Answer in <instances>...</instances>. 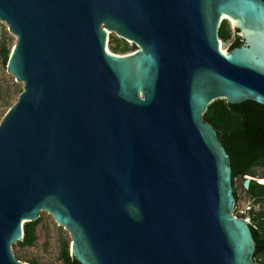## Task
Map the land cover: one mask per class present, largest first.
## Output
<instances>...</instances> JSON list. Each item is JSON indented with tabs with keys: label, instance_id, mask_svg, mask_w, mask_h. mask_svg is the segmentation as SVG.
Wrapping results in <instances>:
<instances>
[{
	"label": "water",
	"instance_id": "95a60500",
	"mask_svg": "<svg viewBox=\"0 0 264 264\" xmlns=\"http://www.w3.org/2000/svg\"><path fill=\"white\" fill-rule=\"evenodd\" d=\"M223 19L241 44L221 51ZM4 26L22 89L0 118V264H30L12 247L40 211L79 264H262L203 113L264 105V0H0Z\"/></svg>",
	"mask_w": 264,
	"mask_h": 264
},
{
	"label": "trees",
	"instance_id": "16d2710c",
	"mask_svg": "<svg viewBox=\"0 0 264 264\" xmlns=\"http://www.w3.org/2000/svg\"><path fill=\"white\" fill-rule=\"evenodd\" d=\"M230 27L226 20H222L218 28V37L221 40H227L230 37ZM241 44L240 38L235 30L233 39L229 48ZM133 49L136 46L132 45ZM118 47H114L113 51ZM126 49V46L121 50ZM2 56L7 60L10 50L2 46ZM1 96V95H0ZM1 98V97H0ZM203 119L210 122L217 130L219 139L225 147L230 158L232 179L242 175H253L254 167L264 166V105L251 100H245L236 104H229L224 99L212 101L206 111L203 113ZM248 189L257 198L264 197V185L250 181ZM237 200L235 189L233 190ZM259 219L251 227L252 236L256 242L254 257L259 253L258 249H264V215L259 214ZM38 218L33 221H27L23 224V237L13 246L31 245L36 238L35 225ZM62 257L69 264H79L69 253L67 244L61 251ZM31 264L36 262L31 261ZM264 264V261L261 262Z\"/></svg>",
	"mask_w": 264,
	"mask_h": 264
},
{
	"label": "rangeland",
	"instance_id": "374dc122",
	"mask_svg": "<svg viewBox=\"0 0 264 264\" xmlns=\"http://www.w3.org/2000/svg\"><path fill=\"white\" fill-rule=\"evenodd\" d=\"M226 20L230 27V37L227 40L220 41V47L227 50L233 39V28L228 19ZM15 42V36L12 35L7 27L4 26L2 34H0V118L6 111V109L15 101L18 93L22 89V83L15 81L13 77L5 69V63L2 56V46L7 49H11ZM133 43L129 40H125L117 35L108 36L106 48L111 52H114V47H118L115 53L124 54L131 52L135 49L132 47ZM126 46V49L121 50ZM264 178V166L254 167V174L237 176L232 179L233 190L235 189L237 201H245L254 198V204L259 206L261 213L264 215V197L257 198L256 194H252L248 185L244 182L249 179L256 183L263 184L261 179ZM36 238L31 245H25L22 247L13 246L12 250L16 258L24 262L34 261L36 264H69L62 257L61 251L63 247L70 244L69 233L60 225H57L51 215L45 211H40L38 216V222L34 228ZM264 234V231H263ZM259 253L254 257L258 262L264 261V249H258ZM31 264V263H30Z\"/></svg>",
	"mask_w": 264,
	"mask_h": 264
},
{
	"label": "built area",
	"instance_id": "2783aa9c",
	"mask_svg": "<svg viewBox=\"0 0 264 264\" xmlns=\"http://www.w3.org/2000/svg\"><path fill=\"white\" fill-rule=\"evenodd\" d=\"M260 213L259 206L254 204V198L245 201L236 200L233 214L237 217L246 218L250 226L252 225L255 227L257 221L262 219V217L259 216Z\"/></svg>",
	"mask_w": 264,
	"mask_h": 264
},
{
	"label": "bare ground",
	"instance_id": "6f19581e",
	"mask_svg": "<svg viewBox=\"0 0 264 264\" xmlns=\"http://www.w3.org/2000/svg\"><path fill=\"white\" fill-rule=\"evenodd\" d=\"M223 17L226 18V16H223ZM231 23H232V22H231ZM220 49H221V51H224V49H222L221 47H220ZM261 182L264 183V178L261 179Z\"/></svg>",
	"mask_w": 264,
	"mask_h": 264
},
{
	"label": "flooded vegetation",
	"instance_id": "af4514ba",
	"mask_svg": "<svg viewBox=\"0 0 264 264\" xmlns=\"http://www.w3.org/2000/svg\"><path fill=\"white\" fill-rule=\"evenodd\" d=\"M235 33H236V31H235Z\"/></svg>",
	"mask_w": 264,
	"mask_h": 264
}]
</instances>
